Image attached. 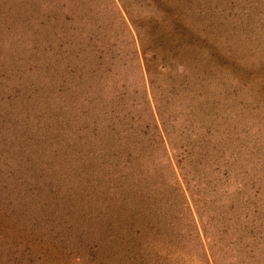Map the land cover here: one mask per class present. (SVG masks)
Returning <instances> with one entry per match:
<instances>
[{"label": "rangeland", "instance_id": "obj_1", "mask_svg": "<svg viewBox=\"0 0 264 264\" xmlns=\"http://www.w3.org/2000/svg\"><path fill=\"white\" fill-rule=\"evenodd\" d=\"M0 264H264V0H0Z\"/></svg>", "mask_w": 264, "mask_h": 264}, {"label": "trees", "instance_id": "obj_2", "mask_svg": "<svg viewBox=\"0 0 264 264\" xmlns=\"http://www.w3.org/2000/svg\"><path fill=\"white\" fill-rule=\"evenodd\" d=\"M136 33H137L138 40H139L140 43H141V38H140L139 31H136ZM145 67H146V68H145ZM144 70H145L146 75H148L147 66H144ZM147 77H148V82H149V84H151V79L149 78V76H147Z\"/></svg>", "mask_w": 264, "mask_h": 264}]
</instances>
